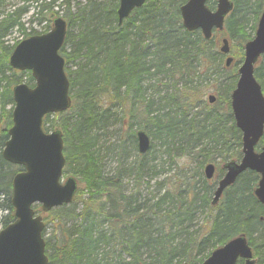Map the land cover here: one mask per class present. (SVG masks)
Returning <instances> with one entry per match:
<instances>
[{"label": "trees", "instance_id": "1", "mask_svg": "<svg viewBox=\"0 0 264 264\" xmlns=\"http://www.w3.org/2000/svg\"><path fill=\"white\" fill-rule=\"evenodd\" d=\"M184 1L146 0L121 25L117 24L118 0H47L35 8L38 14L50 11L56 17V6L67 22L59 52L64 58L71 105L64 112L45 115L43 128L62 131L63 173L78 181L72 203L52 208L46 216L38 205L33 206L45 224L47 264H200L213 248L239 234L246 236L255 264L264 260V205L253 195L258 174L242 172L224 190L219 203L211 204L214 179L223 172L222 163L241 156V134L232 117L230 93L263 0H232L223 30L215 31L208 40L199 30L182 26L179 7ZM207 5L212 8L214 0ZM23 9L15 6L0 15V227L13 219L11 179L22 169L1 156L11 126V88L22 78L33 85L29 71L19 72L8 65L14 45L5 37L14 28L24 30ZM223 36L233 57L228 67L218 51ZM254 75L264 94V55ZM161 80L166 81L163 93L157 87ZM201 82L212 85L213 104L202 100ZM155 89L156 101L150 92ZM194 99L203 102V108L190 113L185 105ZM165 103L174 106L168 108ZM127 118L126 139L136 141V121L137 128L158 139L169 155L177 149L194 160L195 174L202 177L204 165L215 162L214 178L202 177L198 188L181 189L178 184L162 192L159 187L157 194L143 193L145 177L161 173L159 163L151 164L154 154L147 157L150 147L146 153L134 155L127 166L118 162L112 174L106 173L100 161L99 135L114 120L122 123ZM260 143L264 144V134ZM132 173L134 191L126 193L122 179ZM201 211L208 218L195 229ZM237 264L244 263L238 260Z\"/></svg>", "mask_w": 264, "mask_h": 264}, {"label": "water", "instance_id": "2", "mask_svg": "<svg viewBox=\"0 0 264 264\" xmlns=\"http://www.w3.org/2000/svg\"><path fill=\"white\" fill-rule=\"evenodd\" d=\"M206 1L187 0L180 6V15L185 29H200L204 38L209 39L213 29H222L224 18L232 9V2L216 0V9L210 10ZM144 2L118 0L117 23L120 25L134 8ZM66 30V21L58 16L53 19L49 31L19 41L8 59L11 68L30 71L34 85L20 82L12 87V124L7 129L8 138L1 156L9 163L22 166V170L11 179L13 220L0 229V264H47L42 236L44 222L40 215L34 213L32 205L38 203L41 210L47 212L53 207L72 202L77 190L73 176L61 180L65 164L61 130L45 132L42 127L44 115L65 111L71 104L64 59L59 53ZM219 50L228 53L226 38L222 39ZM261 54H264V0L254 37L244 44L243 61L230 94L235 125L241 132L242 155L238 161L224 163L225 172L217 181L212 204L217 203L223 190L240 173L249 169L259 174L253 193L264 205V146L260 151H255L264 130V97L253 75L254 64ZM231 60L228 56L225 65L228 66ZM208 100L213 102L214 96L209 95ZM136 141L137 151L144 154L150 140L143 129L136 131ZM213 173L214 164L205 165V177L209 179ZM238 258H242L245 264L254 263L244 234L213 249L201 264H236Z\"/></svg>", "mask_w": 264, "mask_h": 264}, {"label": "rangeland", "instance_id": "3", "mask_svg": "<svg viewBox=\"0 0 264 264\" xmlns=\"http://www.w3.org/2000/svg\"><path fill=\"white\" fill-rule=\"evenodd\" d=\"M22 3L27 6V8L24 9L20 15V20L23 23L24 32L20 31L17 28L12 29L11 32L5 37V39L11 45H15V43L29 36L30 34L48 31L51 28L52 19L55 16L52 15V12L50 11H43L40 14L36 13V11H34L35 9H30V1L28 0H26L25 2H23V0H5L4 3H1L2 5H0V15L10 9H13L15 6H22ZM54 9L58 11L59 15L63 14L62 10H58V7L55 6ZM249 27L250 24H248L247 28ZM70 30L73 31L74 28H70ZM22 80L25 81V78H22ZM164 82L166 81L161 80L157 85L158 90L161 89V93H163L165 88V85H162ZM180 85L178 84L177 86L179 87ZM198 85V88L199 90H201V92L203 90L205 91L202 99L203 101H207V95L209 93H213L214 95H216L213 90L209 89L210 86H212L211 84L208 85L201 82V84ZM150 92L153 94V99L156 101L158 95L157 89H155V91L151 90ZM165 104L168 108H172L174 106L172 103ZM202 104L203 102H201L200 100L194 99L192 102H189L188 106L185 105V107H189V112L191 113V111L195 109L197 110V108H199V110L202 109ZM116 116L118 117V114ZM129 121L130 119L127 118L122 120L121 123L120 119H116L106 127L103 134L99 135L98 145L100 149L99 154L101 156L100 161L106 173L112 174L115 171L118 162L120 164L124 163L125 166H127L128 163H132L130 161L133 159L134 155L138 153L136 149V141L126 139L125 134L127 131H129L127 125ZM137 127L138 126L135 121V123H133V128L136 130ZM150 140V149L148 150L147 157L149 159L154 154V161H152L151 164L156 165L157 163H159V165L156 166H158L157 170H160L161 173L152 178L145 177L144 185L147 188L145 187L146 189H143V193H146L147 191L157 194L156 189H159V187H161L160 192H162L165 188H172L175 185L177 186L178 184L180 185L181 189L190 185L194 186L195 188L201 186L200 181H202L201 178L203 177V174L201 177L200 175L193 172V168L195 167L194 160H191L190 157L183 155L182 153L177 151V149L176 151H171V155L174 159L173 160L171 155H169L166 150L163 149L164 147H162V145H159L158 139H153L150 137ZM119 146H121V148H119ZM122 150L124 151L122 152ZM65 177L66 176L63 175V180L65 179ZM156 182H161V185L156 184ZM122 187L126 193L134 191L133 173L122 179ZM43 216H46V213H43ZM207 218L208 216L206 212H198L193 228L196 229L203 225V223L206 222ZM51 220L52 216L49 217V226L46 229L47 234L51 231Z\"/></svg>", "mask_w": 264, "mask_h": 264}, {"label": "bare ground", "instance_id": "4", "mask_svg": "<svg viewBox=\"0 0 264 264\" xmlns=\"http://www.w3.org/2000/svg\"><path fill=\"white\" fill-rule=\"evenodd\" d=\"M26 0H23V2H25ZM28 1H30V9H35L36 7H37V5L39 4V3H41V2H44V1H47V0H28ZM23 5H22V8H24V9H26L27 8V6L24 4V3H22ZM40 8V7H39ZM23 9V10H24ZM22 10V11H23ZM22 13V12H21ZM118 24V23H117ZM122 24V23H121ZM120 24V25H121ZM119 25V24H118ZM67 32V31H66ZM219 202H217L216 204H218ZM215 204V205H216Z\"/></svg>", "mask_w": 264, "mask_h": 264}]
</instances>
